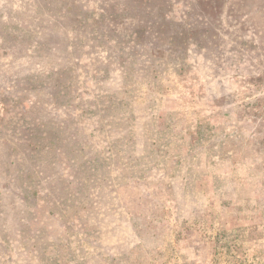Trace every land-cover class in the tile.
<instances>
[{
    "label": "rangeland",
    "instance_id": "obj_1",
    "mask_svg": "<svg viewBox=\"0 0 264 264\" xmlns=\"http://www.w3.org/2000/svg\"><path fill=\"white\" fill-rule=\"evenodd\" d=\"M0 264H264V0H0Z\"/></svg>",
    "mask_w": 264,
    "mask_h": 264
}]
</instances>
